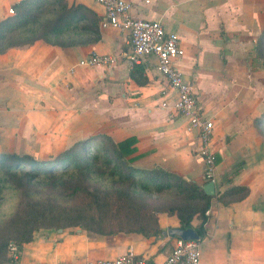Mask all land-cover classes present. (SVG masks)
<instances>
[{
    "label": "crops",
    "instance_id": "crops-1",
    "mask_svg": "<svg viewBox=\"0 0 264 264\" xmlns=\"http://www.w3.org/2000/svg\"><path fill=\"white\" fill-rule=\"evenodd\" d=\"M22 1L27 0H0V36L18 25L13 6ZM30 1L32 7L55 0ZM57 1L62 10L82 7L76 21L86 28L63 36L64 46L37 40L0 53V133L4 126L11 130L23 125L22 133L24 128L33 133L61 124L66 144L96 135L114 142L133 137L135 155H141L136 166L202 186L204 164L197 137L173 110L175 92L159 76L155 60H142L135 77V66L125 59L112 68L78 67L77 62L93 52L128 53L129 36L102 29L104 9L93 0ZM127 1L134 18L158 21L165 32L177 35L185 55L176 66L193 85L200 113L213 122L215 193L206 212L205 237L198 240L200 264H264V156L262 139L251 124L253 93L246 89L251 70L247 49L255 46L264 29V0ZM92 118L103 129L99 133L87 128ZM230 177L231 184L225 180ZM231 187L247 188L248 194L224 206L217 197ZM157 218L163 232L180 227L175 215L161 213ZM199 225L195 216L192 229ZM174 240L123 233L96 240L80 230L36 236L22 247L18 264H89L129 250L162 264Z\"/></svg>",
    "mask_w": 264,
    "mask_h": 264
},
{
    "label": "trees",
    "instance_id": "trees-1",
    "mask_svg": "<svg viewBox=\"0 0 264 264\" xmlns=\"http://www.w3.org/2000/svg\"><path fill=\"white\" fill-rule=\"evenodd\" d=\"M30 5L32 2L27 0L13 6L17 13L18 25L7 36H0V53L11 47L33 44L37 40L64 46L61 39L63 36L70 37L86 28L78 27L76 21L80 19L79 12L82 7L71 6L62 10V2L57 0L41 2L32 7ZM2 26L3 23L0 28ZM260 35L264 42V29ZM138 71L139 67L136 65L131 76L135 77ZM259 135L264 137L262 132ZM97 137L103 143L90 151L87 142L94 137L79 139L69 147L42 158L18 152L0 155V173L6 174L14 188L22 193L18 210L8 222L0 226V264L6 263L10 244L21 251L22 247L32 242L38 234L46 237L57 233L58 230L78 228L101 237H111L118 233L139 234L144 238L161 237L163 231L158 226L157 218L161 213L175 215L182 229L192 228L191 221L196 216L200 225L195 227V233L200 240L205 237L206 212L214 199V195L207 196L202 190L208 180L204 178L202 186H199L162 170L147 172L135 164L141 157L135 155V138L114 142L107 135ZM98 164L107 169L108 176L116 178L113 181L114 186H117L115 190L100 191L86 186L90 176L106 174L100 168L97 169ZM59 167L61 169L55 173L54 168ZM240 169L241 167L232 171L231 176L238 174ZM37 179L50 190L65 194V197L83 195L86 197V203L68 208L58 205L50 198L33 199V183ZM225 180L229 184L232 182L231 177ZM124 186L126 190L122 189ZM132 189L145 196L173 192L177 200L160 208H151L145 206V199L137 197ZM247 194V188L231 187L218 195L217 200L227 206L244 199ZM111 213L117 215L118 223L128 228L114 232L100 229L106 221L104 217L107 214L110 216ZM72 234V231L66 232V235Z\"/></svg>",
    "mask_w": 264,
    "mask_h": 264
},
{
    "label": "built area",
    "instance_id": "built-area-1",
    "mask_svg": "<svg viewBox=\"0 0 264 264\" xmlns=\"http://www.w3.org/2000/svg\"><path fill=\"white\" fill-rule=\"evenodd\" d=\"M104 9L99 23L102 29L113 28L129 36L130 50L122 55H98L94 52L77 62L78 67L112 68L122 59L132 65H139L142 60H155L156 71L175 92L173 110L187 121L186 130L194 133L198 140L197 153L203 160L204 178L214 183L216 154L212 147L213 122L200 113L198 99L193 85L188 82L176 66L185 51L176 34L165 32L161 23L138 19L132 16V5L127 0H93ZM13 14V10H9ZM13 259L19 253L13 244L9 246ZM89 264H153L147 258L127 251L113 259H100ZM162 264H200L198 241L175 239L174 245Z\"/></svg>",
    "mask_w": 264,
    "mask_h": 264
},
{
    "label": "rangeland",
    "instance_id": "rangeland-1",
    "mask_svg": "<svg viewBox=\"0 0 264 264\" xmlns=\"http://www.w3.org/2000/svg\"><path fill=\"white\" fill-rule=\"evenodd\" d=\"M260 34L256 37L257 41L255 46L251 49H247L250 52V55L247 58L248 68H251V70H249L250 78L248 79L249 81L247 83L249 87H247L246 89L247 91H252L253 93L252 102H254L255 105L254 114L251 118V124L256 130L258 136L262 139V154L264 156V137L259 135L260 132L264 134V42L262 41L263 38H260ZM89 123L90 124L87 128L93 131V134L99 133L101 130H103L102 128L95 126L93 118L89 121ZM22 127L23 125H17L16 127L13 126L11 130H9L4 126L5 131H2V133H0V155L8 152H18L20 154L42 158L47 155L57 153L72 144L65 143V134L63 131V126L61 124L53 125L52 129L47 132H45L44 130H39L37 132L34 131L33 133H30V131H27L28 129L26 130V132L24 128V133H22ZM93 137V140L87 142L89 151L91 148H96L103 143V141L98 138L97 135ZM230 158L231 157H228V159ZM226 159L227 158H225V160ZM3 165H5V163ZM99 168L105 171L106 174L90 176L87 180L86 186L89 189H99L100 191L115 190L117 186H114L113 181H115L116 178L108 176L107 169H104L100 164H98L97 166V169ZM60 169V167L57 169L54 168V172L58 173ZM69 171L72 172L71 170ZM17 174L20 175V173ZM40 182L41 181L37 179L33 183L35 191V195H32L33 199L50 198L58 205L68 208L78 207L86 203V197L83 195L65 197V194H61L60 191L57 192L56 190L52 191L47 187V185L41 184ZM122 189L126 190L125 186ZM132 192L136 194L137 197L145 199V202L143 204L151 208H160L163 205H169L177 200L173 192H163L161 194L148 196L140 194L136 189H132ZM21 202V191L14 188L13 184L10 181V178L6 174L0 173V226L8 222V220L18 210ZM104 219L106 221L101 225L102 227L100 228L104 231L114 232L118 231L121 228H128L126 225H121L120 223H118L117 215L115 213L114 215L111 213L110 216L107 214ZM77 230L80 229L74 228L62 232L64 233L72 231L73 233H76ZM80 232H83L88 238H95L96 240L98 238H103L98 234L89 233L85 230H80ZM57 233L59 232L57 231ZM57 233H54L52 235L56 236ZM60 233L58 235H61ZM37 236L43 237L40 234H38ZM58 238H60V236H58ZM20 253L21 251H19V253L17 254L16 259H13L8 249V253L6 256L7 261L4 264H18Z\"/></svg>",
    "mask_w": 264,
    "mask_h": 264
},
{
    "label": "water",
    "instance_id": "water-1",
    "mask_svg": "<svg viewBox=\"0 0 264 264\" xmlns=\"http://www.w3.org/2000/svg\"><path fill=\"white\" fill-rule=\"evenodd\" d=\"M202 190L205 195L213 196L215 193V186L213 182H208L207 184L202 186ZM58 232H62V230H58ZM163 237H169L172 239H181L184 241H198L199 236L195 233V230L192 228L182 229V228H172L163 232Z\"/></svg>",
    "mask_w": 264,
    "mask_h": 264
}]
</instances>
